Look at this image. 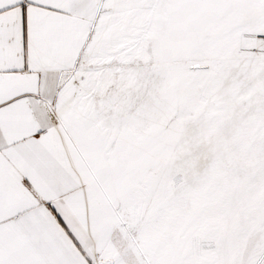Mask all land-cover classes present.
<instances>
[{
	"label": "snow or ice",
	"instance_id": "snow-or-ice-1",
	"mask_svg": "<svg viewBox=\"0 0 264 264\" xmlns=\"http://www.w3.org/2000/svg\"><path fill=\"white\" fill-rule=\"evenodd\" d=\"M0 264H264V0H0Z\"/></svg>",
	"mask_w": 264,
	"mask_h": 264
}]
</instances>
